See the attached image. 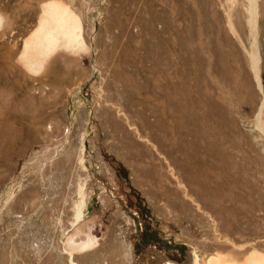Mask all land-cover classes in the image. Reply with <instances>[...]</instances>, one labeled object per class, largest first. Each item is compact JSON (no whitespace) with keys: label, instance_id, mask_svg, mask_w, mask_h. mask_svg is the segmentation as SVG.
I'll return each instance as SVG.
<instances>
[{"label":"rangeland","instance_id":"1","mask_svg":"<svg viewBox=\"0 0 264 264\" xmlns=\"http://www.w3.org/2000/svg\"><path fill=\"white\" fill-rule=\"evenodd\" d=\"M43 1L0 0V264H206L264 254L262 91L242 49L254 109L243 89L215 85L230 117L212 142L209 191L184 169L162 186L147 172L153 157L183 162L162 130L164 74L190 82L224 31L241 47L227 25L232 0H63L82 20L84 44L30 68L21 52ZM244 5L237 22L248 44ZM91 238L95 246L77 247Z\"/></svg>","mask_w":264,"mask_h":264},{"label":"bare ground","instance_id":"2","mask_svg":"<svg viewBox=\"0 0 264 264\" xmlns=\"http://www.w3.org/2000/svg\"><path fill=\"white\" fill-rule=\"evenodd\" d=\"M243 5L245 6L244 12L246 14L249 30L248 36L250 40L248 44L246 43V39L248 38L247 36L245 38L244 33L246 28L244 30L239 26L240 21L237 22V20H239V13L243 10ZM40 9L41 13L38 18L37 26L25 39L24 47L22 49L23 51L21 52V61H23L25 65L30 68L38 69H42L46 66V64L50 61V57L57 49L61 47L68 49L84 44L82 20L76 14L74 9L65 1L45 0L41 3ZM227 12L228 28L231 33L239 39L241 47L236 43V41L235 44H233V39H231V37V41L228 39L229 37H227L228 35L226 36L224 29L222 30L224 32L221 33V36L219 35L220 39L216 38L214 35L212 36L207 47L208 55L205 61L206 68L205 70H199L197 65H195L193 71L191 72L192 74L190 73V82L185 81L183 83H179L177 82L178 80H174V77H172L170 73L164 74V98L162 101L164 125L162 130L165 131V135L167 132L166 136L168 137L166 142L170 144L169 146H171L169 151L175 150V153H178V155L182 157L183 162L181 164H177L178 161L175 163L174 161H170V158L166 162H163L162 159L155 157H153L154 159H149L147 172L150 174V177L153 176L154 180L156 179L158 186H162V183L165 182L171 183L173 179H180V174L178 173L180 170L184 169L183 172L187 170L190 174L191 182L193 181L197 184V187L195 188H198L199 192L206 194L205 192L209 191L208 183L211 175V169L210 164L208 163L214 159V156L216 157L217 155L212 142L217 140L219 134H221V136L225 134L223 133L225 128L223 129L222 123L225 122L227 116L223 114L224 112H221V110L226 109L225 105L214 94L215 85L218 86L220 83L230 84L233 87L236 86L243 89L244 102L248 107V109L247 107L246 109L252 111V109H254L255 94L251 85L255 84H251V82L253 81L252 78H254L259 90L262 91V100L259 103L255 114L256 126L264 134V68L262 65L264 64V60L262 58V52L264 50L261 52V44L259 43V40L261 39L260 36H264V0H232L231 4L228 5ZM6 23L7 20L5 15L0 12V26H3ZM216 26H218V24ZM212 32H214V29H212ZM261 41L263 40L261 39ZM241 49L247 54L248 66L250 68L251 75L253 76L249 78L252 79L251 82L247 78V74L245 75V78L243 75L246 69L244 70V65L241 60ZM203 58V60H205L206 57ZM202 73L205 74V83L207 84H202L201 82ZM245 73H248V71H245ZM256 103H258V101H256ZM200 109H203L202 113L199 111ZM220 113L223 115L221 116ZM217 120H219L221 124H217ZM165 121L168 124H166ZM226 123L227 122H225V124ZM187 137L189 139H187ZM223 138H225V136L222 137V140H224ZM162 153L165 155V152ZM157 154L156 156H158ZM166 167L170 170L168 174L165 170ZM176 175L178 177H176ZM171 187L173 188V186ZM152 193L151 195L153 196L154 193ZM161 195H163V193ZM80 217L81 213H78L77 218L80 219ZM71 244L74 245V242L71 241ZM96 244L97 239L91 238L90 240L88 239L87 241L79 243L77 247L80 249L88 248L93 247ZM206 264H264V254L256 250H252L243 260L240 261L231 256L217 255L215 257H210Z\"/></svg>","mask_w":264,"mask_h":264}]
</instances>
